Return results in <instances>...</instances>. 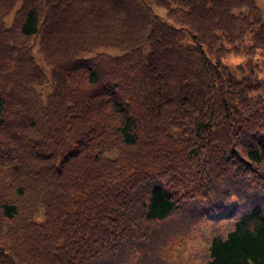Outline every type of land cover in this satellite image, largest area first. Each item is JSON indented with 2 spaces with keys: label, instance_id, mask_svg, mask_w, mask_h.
I'll return each mask as SVG.
<instances>
[{
  "label": "trees",
  "instance_id": "16d2710c",
  "mask_svg": "<svg viewBox=\"0 0 264 264\" xmlns=\"http://www.w3.org/2000/svg\"><path fill=\"white\" fill-rule=\"evenodd\" d=\"M228 1L0 0V157L15 166L21 179L18 190L23 192L26 183L20 161L71 170L85 157L88 144L90 154L101 151L102 142L87 126L81 128V135L78 130L60 128L66 139L61 144L35 142L37 124L42 126L44 117L25 106L31 98L24 90H57L65 80L66 66H71L70 75L81 71L76 62L84 61L82 52L68 41V35L81 28L99 35L111 49V58L120 50L125 57L140 60L137 65L131 62L133 69L123 75L122 90L114 87L106 93L110 115L119 117L113 128L115 137L133 146L146 141L144 153L158 162L160 180L154 176L143 184L126 186L132 194L144 192L149 198L145 212H137L138 216L157 221L168 218L176 208L171 187L198 179L197 188L205 193L200 203L210 201L198 208L199 215L212 217L233 195L238 196L235 214L220 218L227 219L229 226L211 238L210 257L201 264H264V97L256 95L264 87V15L260 6V12L258 8L256 13L247 12L252 0H237L238 6ZM158 3L169 8L172 21L157 14ZM37 35L42 38V57L32 52L29 42ZM230 55L236 58L235 68L227 62ZM88 69L95 80L97 70ZM14 91L18 101L10 97ZM57 106L65 114L76 112L71 102ZM24 125L27 132L20 135ZM99 127L104 131L106 122L100 121ZM242 128L246 130L239 135ZM54 135L57 140L59 133L54 131ZM47 150L48 158L40 157ZM241 160H247L244 171L249 182L243 169H237ZM142 165L146 175H151L156 164ZM113 172L101 171L93 178L99 200L93 205L96 219L87 221L89 231L81 227L80 218L62 227L30 226L36 236L27 237L35 239V250L40 252L25 259L12 241L14 224L22 214L21 200L2 192L0 264H53L54 260L115 264L118 255L114 252L122 246L125 255L139 248L137 239H150L154 222L131 217L113 220L102 231L108 234L99 237L100 224L108 220L96 205L113 203V212L127 209L122 207L127 194L116 192L115 182H110ZM49 217L48 206L45 218ZM158 234L155 229L154 235Z\"/></svg>",
  "mask_w": 264,
  "mask_h": 264
},
{
  "label": "rangeland",
  "instance_id": "374dc122",
  "mask_svg": "<svg viewBox=\"0 0 264 264\" xmlns=\"http://www.w3.org/2000/svg\"><path fill=\"white\" fill-rule=\"evenodd\" d=\"M232 5H240L237 0H229ZM264 15V0H252V4L247 8V12L253 10L256 13V8ZM241 8V7H239ZM239 8L235 9L238 10ZM155 10L158 15L170 19L167 15V8L164 5L157 4ZM170 15V14H169ZM229 17L226 16V18ZM73 48L77 52H82L81 58L84 60L76 65V69L80 66L81 71L77 70L73 75L68 74L71 66L65 68V80L57 90L47 88L37 92H27L25 95L31 100L25 104L30 112H35L44 117V124L39 125V133L35 137V142H46L48 145L61 144L66 139L63 131L60 128L67 130H78L81 135V128L84 126L91 127L94 131V137L102 142L101 151L96 156L89 153V144L84 149V158H80V162L74 165L73 169L64 167H54L50 164L49 167H43L36 163L20 161V166L24 172L26 183L24 191L20 192L18 173L9 161L0 157V194L8 192L10 196L18 197L21 200L22 214L16 219L14 224L15 234L12 241L17 250H22L21 258L34 256L40 252L35 250V231L31 227L48 228L51 225L62 227L64 224L78 223L80 218L83 222L82 228L89 231L91 227L87 221L94 220L93 205L99 200L96 197L94 189V176L101 171H114L110 174V182H115L118 193L123 195L126 193L127 198L122 200V209L113 212L114 204L101 202L97 206L99 214L108 220L102 222L99 228V237L108 233L102 232L107 229V224L113 220L124 221L130 217L143 223H152V229L148 232L151 236L138 238L134 251L129 254H120V258L115 261V264H201L210 257L208 246L211 238L221 229L229 226L227 219L215 220L202 213L199 215L198 208L204 207L210 201L201 204L204 197L203 192L199 191L200 182L198 179L184 180L176 184V188L171 187L170 193L175 198L176 208L171 216L163 220H145L139 217L138 213L146 210L148 205V196L142 192V196L135 199L132 191L127 189L129 185H140L150 179L159 177L158 162L150 156L149 153H144L146 150V141H141L136 145H130L120 142L116 132L113 131L115 124L118 122L117 115H110V105L107 100L106 93L116 87V91L122 90V83L126 71L132 68V63L137 65L140 60L136 57L129 58L123 55V52L118 51L116 58H111L110 48L105 46L99 35L93 32H86L79 28L73 34L68 35ZM34 47L32 52H36L39 56H43L42 38L37 35L33 42L29 41ZM56 40L53 42L55 44ZM117 48V47H115ZM227 62L231 67H236V58L233 55L228 56ZM134 65V66H135ZM88 66L97 70V78L92 80L89 75ZM71 71V70H70ZM129 83L131 80L128 81ZM100 84L103 86L99 87ZM50 89V90H49ZM93 100H87L88 96H93ZM10 97L13 101L19 100L17 91L10 92ZM68 95V96H61ZM256 95L264 97V87L257 89ZM258 99L257 101H259ZM71 102L76 107V112L73 115L65 114L63 107H58L57 103ZM233 108V105L230 106ZM233 110V109H232ZM43 118L39 119L42 121ZM61 120V123H59ZM106 122V128L99 127V122ZM40 123V122H39ZM25 124V123H24ZM249 127V125L246 123ZM19 132L20 135H25L27 132L26 125ZM245 128L240 129L239 135H243ZM250 130V129H249ZM54 131L59 133L57 137ZM239 135L236 137L239 141ZM14 140H17L14 137ZM184 140V139H183ZM92 142V138L89 139ZM182 140L180 141V145ZM42 158H48V150L43 152ZM195 162V161H193ZM156 164L151 175H146L142 169V164ZM243 169V175L246 177L244 169L247 168V160H241L237 169ZM142 172V174H139ZM102 174V173H101ZM149 178V179H148ZM12 179V181H11ZM249 182L250 178H245ZM212 199V194L210 195ZM230 200L238 202V196L233 195ZM108 204V205H107ZM107 205V206H106ZM239 205L240 202H239ZM49 206L50 217L45 218L47 207ZM221 206V205H220ZM219 207V206H218ZM216 209V208H215ZM234 206L231 208L233 211ZM222 216H228L226 210ZM236 212V211H235ZM235 212H230L232 216ZM189 216L188 217V215ZM145 215V214H144ZM34 219V221H32ZM40 224V225H39ZM68 224V225H69ZM223 224V225H221ZM31 226V227H30ZM67 226V225H66ZM155 229L159 232L154 235ZM45 256L49 257L48 253ZM20 260V259H18ZM42 264H51V262H43ZM53 264H62L59 260H54Z\"/></svg>",
  "mask_w": 264,
  "mask_h": 264
}]
</instances>
